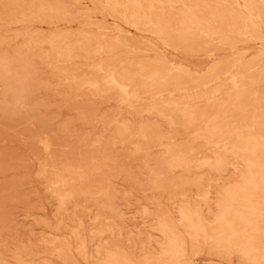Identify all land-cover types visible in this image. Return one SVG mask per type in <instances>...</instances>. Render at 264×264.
I'll return each mask as SVG.
<instances>
[{"label": "rangeland", "instance_id": "1", "mask_svg": "<svg viewBox=\"0 0 264 264\" xmlns=\"http://www.w3.org/2000/svg\"><path fill=\"white\" fill-rule=\"evenodd\" d=\"M0 264H264V0H0Z\"/></svg>", "mask_w": 264, "mask_h": 264}, {"label": "bare ground", "instance_id": "2", "mask_svg": "<svg viewBox=\"0 0 264 264\" xmlns=\"http://www.w3.org/2000/svg\"><path fill=\"white\" fill-rule=\"evenodd\" d=\"M209 129H211V128H209ZM252 141V140H251ZM256 147H257V144H255V143H249V144H246V145H244V146H242L241 148L242 149H245V150H247L248 151V153L250 154V155H253V152H254V150L256 149ZM250 162H252V161H249V163ZM249 170H250V166H249ZM242 215V214H241ZM247 215V214H246ZM245 220V219H244ZM254 231V230H253ZM204 232V231H203Z\"/></svg>", "mask_w": 264, "mask_h": 264}]
</instances>
